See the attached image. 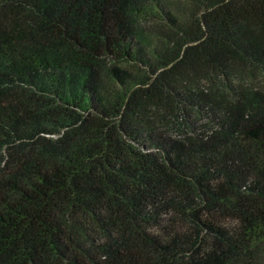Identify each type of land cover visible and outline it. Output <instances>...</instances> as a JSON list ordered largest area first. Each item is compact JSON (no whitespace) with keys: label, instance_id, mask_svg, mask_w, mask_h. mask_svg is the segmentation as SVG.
<instances>
[{"label":"trees","instance_id":"obj_1","mask_svg":"<svg viewBox=\"0 0 264 264\" xmlns=\"http://www.w3.org/2000/svg\"><path fill=\"white\" fill-rule=\"evenodd\" d=\"M0 264H264V0H0Z\"/></svg>","mask_w":264,"mask_h":264},{"label":"rangeland","instance_id":"obj_2","mask_svg":"<svg viewBox=\"0 0 264 264\" xmlns=\"http://www.w3.org/2000/svg\"><path fill=\"white\" fill-rule=\"evenodd\" d=\"M202 85L204 84L203 82L201 83ZM172 133H177L176 131H171Z\"/></svg>","mask_w":264,"mask_h":264}]
</instances>
